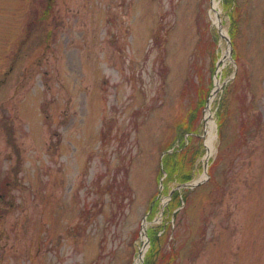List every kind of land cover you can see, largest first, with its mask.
Returning <instances> with one entry per match:
<instances>
[{
    "label": "rangeland",
    "instance_id": "rangeland-1",
    "mask_svg": "<svg viewBox=\"0 0 264 264\" xmlns=\"http://www.w3.org/2000/svg\"><path fill=\"white\" fill-rule=\"evenodd\" d=\"M213 1L0 0V264H136L164 225L163 154L195 131L185 183L204 181L184 189L162 256L264 264V0H237L235 44Z\"/></svg>",
    "mask_w": 264,
    "mask_h": 264
},
{
    "label": "trees",
    "instance_id": "trees-1",
    "mask_svg": "<svg viewBox=\"0 0 264 264\" xmlns=\"http://www.w3.org/2000/svg\"><path fill=\"white\" fill-rule=\"evenodd\" d=\"M224 11L226 10L228 15L230 16L231 26H230V36L232 39V43L235 44L238 31H239V22H240V15L241 11L237 6V0H223L222 1ZM216 60L214 63H216ZM239 55L238 52L234 55V61L235 63H238ZM234 82L228 85L226 87L218 107V115L220 118V127L223 126L224 118L227 114V109L230 104V96L229 93L231 92V87ZM208 88H202L200 90L198 97H199V103L198 107L205 105L206 101L209 96ZM197 111L194 113L196 114ZM184 126H186V123H184ZM194 127V120H191L187 123V133H190V130ZM191 139L190 141L186 142L183 140L178 147L175 148V150L172 153H168L163 158V166L165 171L167 172V177L164 180L165 185V192L169 191L170 183L173 181L185 183L193 178V170H194V164H195V158H190V153L192 152L190 144L193 142L194 138H197L195 136L196 131L193 133L191 132ZM104 133V138H105ZM221 135V134H220ZM199 147H202L199 144ZM200 153H194V157L200 156ZM160 176H163L162 171H160ZM213 177V176H212ZM131 189V188H130ZM191 191L189 190H183L181 191H175L172 194V199L170 200L169 204L165 207L164 214H165V220L164 225L159 227H156L154 229H150V235H151V247L146 255L145 258V264H174L176 261L175 256V249H172L167 252V254L162 256L163 251V242L161 239V236L164 232H167L169 234L170 230L172 229V223L171 219H175L177 216L176 212H174L177 208H179L182 205V202L184 199H189V196H187ZM160 198L158 195H155L153 199L151 200V204L149 207L150 211V218L154 215L156 210L159 207L160 204ZM163 230V233L160 235V232Z\"/></svg>",
    "mask_w": 264,
    "mask_h": 264
},
{
    "label": "bare ground",
    "instance_id": "bare-ground-1",
    "mask_svg": "<svg viewBox=\"0 0 264 264\" xmlns=\"http://www.w3.org/2000/svg\"><path fill=\"white\" fill-rule=\"evenodd\" d=\"M219 14H220V11L218 10V1L214 0L213 6H212V11H211L213 24L215 27L220 28L222 35H227V31L222 26V19L219 18V16H220ZM212 101H213V97L210 99L209 108L207 109L206 116H205V129H206V133L208 134V138L206 140V147L208 149L207 158H209L211 156L213 149H214V137L215 136L212 133L214 122L211 120L212 114L210 111ZM146 226H147L146 223H144V229L146 228ZM142 240L143 241L146 240V237L144 236V234H143ZM136 264H141V257L140 256L137 258Z\"/></svg>",
    "mask_w": 264,
    "mask_h": 264
},
{
    "label": "water",
    "instance_id": "water-1",
    "mask_svg": "<svg viewBox=\"0 0 264 264\" xmlns=\"http://www.w3.org/2000/svg\"><path fill=\"white\" fill-rule=\"evenodd\" d=\"M223 37H224L228 42H230V38H229L228 36L223 35ZM207 169H208V163L205 164V170H207ZM203 181H204V180H202V181H196L195 183H184V184L180 185L179 188H195L196 186L200 185ZM145 222H146V221H145ZM142 234L147 235L146 228L144 229V224H143V228H142ZM141 257H142V255H141Z\"/></svg>",
    "mask_w": 264,
    "mask_h": 264
}]
</instances>
